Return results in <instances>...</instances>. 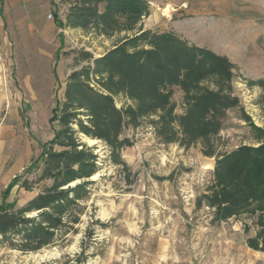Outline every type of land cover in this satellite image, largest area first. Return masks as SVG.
I'll use <instances>...</instances> for the list:
<instances>
[{"label": "rangeland", "instance_id": "1", "mask_svg": "<svg viewBox=\"0 0 264 264\" xmlns=\"http://www.w3.org/2000/svg\"><path fill=\"white\" fill-rule=\"evenodd\" d=\"M76 1L0 0V206L23 207L51 185L36 184L32 191L17 185L5 198L15 179L33 183L41 174L26 170L58 129L49 120L68 76L82 67L76 52L98 58L141 27L173 32L234 64V93L243 111L227 112L214 142L220 153L257 146L243 115L264 129L263 91L251 86L264 80V0H147L150 15L135 30L110 37L61 28L58 21H66ZM183 96L175 87L179 115ZM115 102L118 108L130 105L123 95ZM123 138L133 144L121 152L126 168L113 164L104 144L88 141L97 147L101 170L90 179L94 184L77 233L37 253L0 247V264H264V251L247 244L259 230L255 217L214 223L208 207L197 208L216 163L204 156L201 144H164L149 121L127 127Z\"/></svg>", "mask_w": 264, "mask_h": 264}, {"label": "trees", "instance_id": "2", "mask_svg": "<svg viewBox=\"0 0 264 264\" xmlns=\"http://www.w3.org/2000/svg\"><path fill=\"white\" fill-rule=\"evenodd\" d=\"M149 15L147 0H78L70 5L64 23L55 18L63 29L110 37L135 30ZM75 60L82 67L68 76L64 97L57 100L49 120L58 129L26 170L29 174L40 169L41 174L33 183L15 179L5 198L17 185L26 191L43 182L51 185L23 207L0 206V247L37 253L76 234L91 196L90 179L101 170L97 147L88 141L104 144L113 164L126 168L121 152L133 144L123 132L149 121L162 143L186 149L201 144L204 156L216 159L213 181L198 198L197 208L208 207L214 223L245 214L255 217L259 230L247 244L264 251V129L244 114L257 146L220 153L214 142L227 112L243 111L234 93V64L173 32L142 27L98 58L79 50ZM251 86L263 91L264 113V80ZM175 87L184 95L181 115L173 100ZM120 95L129 106L118 108L115 98Z\"/></svg>", "mask_w": 264, "mask_h": 264}, {"label": "bare ground", "instance_id": "3", "mask_svg": "<svg viewBox=\"0 0 264 264\" xmlns=\"http://www.w3.org/2000/svg\"><path fill=\"white\" fill-rule=\"evenodd\" d=\"M90 142L93 143V142H96V141H92V140H90Z\"/></svg>", "mask_w": 264, "mask_h": 264}]
</instances>
